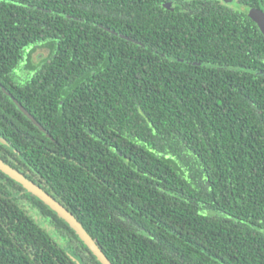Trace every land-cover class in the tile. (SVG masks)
Returning <instances> with one entry per match:
<instances>
[{
    "label": "trees",
    "instance_id": "1",
    "mask_svg": "<svg viewBox=\"0 0 264 264\" xmlns=\"http://www.w3.org/2000/svg\"><path fill=\"white\" fill-rule=\"evenodd\" d=\"M252 9L264 0H0V159L112 264H264ZM0 264L101 263L0 171Z\"/></svg>",
    "mask_w": 264,
    "mask_h": 264
},
{
    "label": "water",
    "instance_id": "2",
    "mask_svg": "<svg viewBox=\"0 0 264 264\" xmlns=\"http://www.w3.org/2000/svg\"><path fill=\"white\" fill-rule=\"evenodd\" d=\"M251 17L259 25L262 33L264 34V12L258 9H252L250 11ZM21 110L25 112L28 117L38 126L40 124L26 112L24 108ZM0 140L5 143L4 140ZM0 171L9 176L11 179L23 186V188L39 200H41L45 205H47L52 211H54L61 219H63L80 237V239L85 243V245L90 249V251L95 255L101 264H112L110 260L106 257L100 247L96 244L91 235L85 230L83 225L75 218V216L68 211L64 206H62L56 199L49 195L46 191L36 185L34 182L27 179L20 172L16 171L5 162L0 159Z\"/></svg>",
    "mask_w": 264,
    "mask_h": 264
},
{
    "label": "rangeland",
    "instance_id": "3",
    "mask_svg": "<svg viewBox=\"0 0 264 264\" xmlns=\"http://www.w3.org/2000/svg\"><path fill=\"white\" fill-rule=\"evenodd\" d=\"M48 53H49L48 49H38L35 53V56H34L35 60L38 61L41 57L43 58V57L47 56ZM34 217L37 220V222H39L48 232H50L52 235H54V237L58 241L61 240L60 237L56 233H54V231L52 230V228L49 224L45 223V221H44V223L42 222L43 219L40 216H38L36 214V216H34Z\"/></svg>",
    "mask_w": 264,
    "mask_h": 264
}]
</instances>
